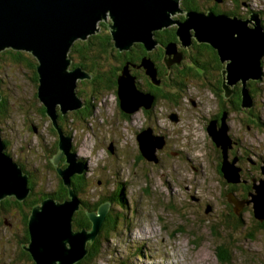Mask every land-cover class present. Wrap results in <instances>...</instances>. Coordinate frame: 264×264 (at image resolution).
<instances>
[{
    "label": "rangeland",
    "instance_id": "374dc122",
    "mask_svg": "<svg viewBox=\"0 0 264 264\" xmlns=\"http://www.w3.org/2000/svg\"><path fill=\"white\" fill-rule=\"evenodd\" d=\"M234 1L237 3L235 8L238 11L250 6L264 9V0ZM193 2L199 9H188L183 12L193 11L203 14L210 11L206 6L211 4V0H193ZM227 6L226 0L225 8L228 9ZM253 27L254 25L249 29ZM157 31L154 32L153 38L156 37ZM104 32L111 34L109 28ZM88 35L84 39L79 37L75 41L86 40ZM131 47L123 50V53L130 52L134 46ZM190 49L185 52L188 57L198 54L194 49ZM234 49L238 48L234 47ZM22 51L25 55L30 54ZM263 54L264 51L260 60L261 78L258 81L249 78L246 82L253 80L260 83L259 91L258 89L252 91L255 93V104L251 112L255 116L262 115L264 118ZM74 55L67 54L71 60L67 65L69 71L78 68V65L73 66V63H77L80 58L77 54ZM30 56L37 64V59ZM110 63L115 67L119 66L113 57ZM110 63L103 64L109 67ZM183 65L187 67L189 63L184 62ZM125 67L126 64L122 65L121 69ZM191 69L196 75V70L193 67ZM151 72L153 76L148 75L150 80L152 78L158 79L157 82L164 80L158 76L157 67L152 66ZM128 73H131L130 69ZM141 75L139 73L137 76L138 86L135 85L133 88L130 86L132 77L130 80L128 76L123 78L124 75H121L125 90L129 88L128 96L131 98L139 96V92H144L142 82L145 78ZM32 78L33 69L30 65H26L25 62H14L8 53L3 52V49L0 50V100L8 107L5 114L0 116V136L6 138L8 142L3 153L11 156L15 163L27 170H23L27 178L29 173L36 177L35 194L51 193L45 199L63 203L71 201L69 188L73 189V186L71 184L68 187L64 183L57 166L55 168L49 165L47 158L66 152L68 148L66 143L69 139L70 149H68L73 153L68 157L63 154L58 166L66 173L67 168L73 169V165L75 167L78 166L77 164L84 165L85 182L83 186L77 187L78 191L75 192L77 199L82 200L86 205L90 204L86 207V212L95 211L96 214L102 203L109 202L108 214L115 220L114 229H109L112 224L105 227V221L102 220L100 227L103 226V229L99 230L100 235L98 233L91 241V243L95 242L96 247L90 261L85 260L90 241L85 242L86 253L80 258L82 264H264V217H262L264 210L257 208V214L262 218L255 217L254 202L249 195L251 191L255 194L253 186L260 184L264 179L260 169L264 165V135L258 127L251 125L248 129V122L244 124L245 112L230 113L229 119L232 122L229 124L234 129H232L233 134L247 143L251 141L253 146H250V151L246 145L239 146L240 149L235 146L231 153L228 148L224 151L228 159L237 153H242L238 162H227V164L232 170V179L236 177L240 167L241 178L246 179L245 185L249 186L244 191L242 180L233 186L226 180L224 173L219 172L217 162L220 157L217 149L223 150L227 137L226 133L218 130L223 142H220V148H215L207 134L200 114L203 115L214 107V95L206 88L189 86L193 97L198 96L207 102L205 108L195 110L191 103L187 102L186 97L182 101L180 96L178 100L183 104L176 107L177 109H175L176 105L164 99H155L154 107L149 110L150 113L145 114L142 107L147 100L142 94L140 101L142 105H137L136 108L133 104L132 107L135 108L133 112L124 117L118 108L115 92L103 88L95 92L92 90L93 84L86 82L84 78H76L77 84L74 90L82 106L62 113V117L56 119L58 127L56 129L52 119L45 114L46 109L40 112V107L45 106L37 97L39 83L37 81L35 84ZM169 80L179 81L180 84L185 81L179 76L178 71H176V79L171 77ZM190 80L194 82L195 77L192 75ZM256 82H253V87L257 85ZM171 89L173 92L182 93L178 90V86ZM55 107L58 115V112H61L60 105L55 103ZM83 108L85 110L81 112ZM173 111L179 114L178 122L172 121L169 117ZM238 121H242L243 124L239 126ZM251 123L254 121L252 120ZM149 127L153 128L155 134H165L168 140L165 146L163 144L155 149L156 160L141 154L136 136L140 129ZM249 132H255L259 139L248 140ZM250 159L256 161V164L251 163ZM61 185L67 189L66 197H63V193L60 194V191H63L60 190ZM231 186L233 190L229 189ZM26 189L30 190V187ZM231 195L244 203L240 207L235 206L233 202L228 201ZM94 203L96 208L92 210ZM110 212L114 214L110 215ZM5 213L0 211V261L6 260L5 263H8L7 260L13 252L14 258L19 255L17 247L22 223L16 212ZM74 213L78 214L76 210ZM74 213L72 216L77 221L78 216ZM86 216L88 217L87 214ZM4 217L9 220L8 222H13V227L6 225ZM79 227L81 224L72 225L71 217V231H81L82 227ZM83 229L89 231L92 226ZM145 231L147 233L144 236ZM29 242L30 238L27 240V247ZM221 245H227L228 249L229 261L223 263L217 254V252L220 254ZM25 263L29 262L26 260Z\"/></svg>",
    "mask_w": 264,
    "mask_h": 264
},
{
    "label": "water",
    "instance_id": "95a60500",
    "mask_svg": "<svg viewBox=\"0 0 264 264\" xmlns=\"http://www.w3.org/2000/svg\"><path fill=\"white\" fill-rule=\"evenodd\" d=\"M179 1L0 0V50L6 48L24 50L37 59L36 70L39 83L37 97L45 106V114L52 119L56 129H58L56 124L58 115L55 103L60 105L61 113L80 108L82 104L74 90L77 84L76 78L90 79L92 77L81 66L70 71L67 69V65L71 62L67 57V51L77 38L84 39L87 34L91 35L98 31L97 24L101 19L107 21L113 45L118 51L129 49L135 42H141L147 50H151L156 43L153 38L154 32L172 25L177 26L175 30L177 40L167 43L164 50L167 54L174 55L175 63H181L183 49L188 48L194 41L208 43L216 49L220 61L225 62V66L221 69L225 96H230L231 85L241 81L244 84L241 105L250 106L251 98L245 82L249 78L257 80L261 78L260 60L264 51V32L259 23L255 24L256 16L252 17L256 22H253L254 27L251 29L247 28L246 20L225 14L216 15L211 11L203 14L188 11L185 12L184 19L179 20L171 17V14L182 11ZM140 66L145 68L147 76H153L151 61L142 60ZM126 67L121 75H124L123 78L128 76L130 79L132 76ZM121 75L117 80L120 109L126 114L132 113L135 109L132 107L133 104L136 108L142 105L140 102L142 94L147 100L143 107L150 108L154 100L153 95L139 92L140 97L131 98L128 96L129 88L125 90ZM150 81L154 85L158 84V80L154 78ZM135 85V79L132 77L130 86L133 88ZM133 92L135 93V88ZM221 126L222 128H216L214 122L208 125V134L216 145L223 142L217 138L218 130L226 133L224 118ZM136 136L141 154L149 159H155L154 151L157 146L161 147L164 144V136L153 134L150 127L141 129ZM66 144L70 149L69 139ZM4 148L5 143L0 136V199L13 195L23 198L29 191L26 189L28 178L23 174L22 167L15 163L11 156L3 153ZM68 148L66 152H60L52 157L51 161L54 166H57V171L63 177L64 183L70 187L71 176L82 174L86 168L80 165L75 168L73 166V169L67 168L66 173L61 170L58 166L60 157L63 154L68 157L73 153H70ZM227 148V144L223 145L224 154ZM73 156L75 157L74 154ZM222 163H224L221 166L222 173L228 181H234L236 177L231 178L233 176L231 168L225 160ZM261 169L264 174V165ZM253 188L255 194L250 193L254 202L253 214L255 217L262 218L264 215L259 216L257 208L264 210V179ZM69 195L71 201L58 203L51 199H43L32 209L28 220L30 242L26 250L36 264H72L80 260L86 253L85 242L87 240L91 242L96 238L102 220L109 212V202L102 203L97 209V214L95 211L86 212L92 222L91 230L84 231L82 228L81 231L72 232L71 217L78 209L79 200L71 188H69ZM228 201L238 207L243 204V201L236 200L232 195Z\"/></svg>",
    "mask_w": 264,
    "mask_h": 264
},
{
    "label": "flooded vegetation",
    "instance_id": "af4514ba",
    "mask_svg": "<svg viewBox=\"0 0 264 264\" xmlns=\"http://www.w3.org/2000/svg\"><path fill=\"white\" fill-rule=\"evenodd\" d=\"M182 1H187L186 5H188L191 8L194 6H198L195 2L193 3L191 0H180L179 6L182 9V12H177L176 14L172 15L173 18H177L179 20L184 19L185 12H183V11H186L188 9L185 6V4H183ZM211 1H212L211 4L206 6L207 10H210L211 12L213 11L214 13H224L228 16H232V15L237 16L238 18L247 21L246 26L248 28L252 27L254 25V23L256 21L254 20L255 18L252 19V17L256 16V18L258 19L259 22L257 21L255 24L259 23L262 31L264 32V9L263 8L255 9L254 7L250 6L249 8H246L242 11H238L235 8L237 6V3H235L234 0H227L228 9L225 8L226 0H211ZM197 9H199V7H197ZM252 23H253V25H252ZM171 27H173V25ZM155 36L156 37L154 39L156 40V43H155L154 47L151 50H147V51H150L149 53H151V54H148L147 52L146 53L142 52L143 53L142 57L139 58L138 61L132 62L131 60L128 59L127 63H125L126 65L128 64V62L133 64V73H134L133 77L135 79V84H137V82H138V80H137V78H135V76L137 77L139 73H142L143 70L145 71V69L142 66H140V63L142 62V60H149L152 62L154 67H157V70L159 72L158 76L159 77L161 76L160 77L161 80L164 79L163 81H159L158 84L154 85L150 81L149 77L146 74L141 75V76L144 75V77L146 76V78L151 83L150 84L151 86H148V85L145 86L143 84L144 85V86H142L144 88L143 91L148 92L151 95H153L154 100L155 99H161L156 93V91H157V90H155V88H156V89H159L160 91H163L166 94V96L170 94L171 99L170 100L168 98H166V99L169 100L167 102L171 103L172 105H176L175 109H177L176 107H178L179 105L183 104L182 101L185 100V97L187 98V102L191 103L192 107L195 110L202 109L208 105L207 102L198 96L193 97L192 96L193 93L190 91L189 86H191L192 88L195 86H201L202 88H206L207 90H209L214 95V101H213L214 107L212 109H210L209 111H207V113H205L203 115L200 114L201 120L205 123V128H206L207 134H208V125L210 124V122H214L216 125V128H219L222 124V119L224 118V122L227 123V124L224 123L225 127H226V137H227L225 144L228 145L229 153H231L232 149L235 146H237L240 149L239 146H241V145H246L248 151H250L249 150L250 146H253V144L250 143L251 141H249L247 143V142L243 141L241 138H239L238 136H236L235 134H233V132H232L233 127L231 124H229L232 121H231V119H229V116H230V113L236 114V113L245 112L246 116L244 117V124L246 122H248V124H247L248 129H250V127L252 125V127H258L264 132V118H263V116L261 115L260 117H258V116H255L251 112V108L255 104V93H252V91H254L255 89H258V91H259L260 83L256 82L257 85L255 87H253L252 86L253 85L252 80L245 82V87L248 90V94L250 93L249 95H251L252 98L250 97L251 98L250 106L243 107L241 105V90H242V86L244 84H241V82H235L233 85L230 86V88H231L230 96L226 97L224 94V86H223L222 75H221V69L223 68L224 63L220 61L219 56H218L215 48H213L208 43H203V42L198 43V42L194 41L193 44L189 47V49L187 48L188 50L187 49L183 50L184 56H183V59L180 63L181 66L179 67L173 61V56H174L173 54L169 55L165 52V50L163 52V49L161 48L163 46V42L161 40H159L160 39L159 37L162 36L160 33V30L155 33ZM137 43H139V42H137ZM135 45H136V43H134V46ZM160 48L162 49V53L159 52ZM190 48L197 51L198 54H196V56L190 55L191 57L190 56L188 57L187 53L185 54V52L191 50ZM138 50L141 52L143 50V47L139 46L136 49V52ZM120 52H123V51H120ZM185 56H187V57H185ZM126 57H127V55L123 54L122 58H126ZM184 62H188L189 66L185 67L183 65ZM134 67H136V68H134ZM192 67L196 70V75L192 72V69H191ZM176 71H178V73L182 75L181 78L185 79L184 83H181L182 88L184 87L182 90V93H180L179 91L173 92L171 89V87L173 88V86L169 85V83H168L169 78L173 77L174 79H176ZM131 72H132V69H131ZM192 75L195 77L194 82H193V80H190V77H192ZM263 75H264V72H263ZM156 80H158V79H156ZM183 84H184V86H183ZM136 86H138V85H136ZM179 88H181V87H179ZM180 96H182L181 102L178 100ZM155 97H157V98H155ZM153 107H154V104L152 103V105L149 109H152ZM144 109L145 108L142 107V110H144ZM121 113L124 117L128 116V114H124L122 111H121ZM148 113H150L149 110H148ZM174 115H175V119H174ZM196 115H198V114H196ZM169 117L171 118L172 121H175V122H178V120L180 119L179 114L176 111H173V113ZM253 117H255V118H253ZM252 120L254 121V123H251ZM241 123L243 124L242 121H238L239 126ZM152 132H153V128H152ZM263 132H262V134L264 135ZM153 134H155V133L153 132ZM0 135H1V133H0ZM160 135L164 136L163 140H164V146H165L166 142L168 141L167 136L163 133ZM209 137L211 138L210 135H209ZM257 139H259V138L255 134V132L248 134V140H257ZM2 140H3V138H2ZM211 141L214 144L215 148H220L219 145L215 144V142L212 140V138H211ZM220 151H221V154H220ZM220 151H219V149H217L218 156L220 157L217 164H218L219 172L222 174V171H221L222 162L224 160L226 162H233V163H235L236 161L238 162V160L240 158V154H242V153H237L231 159L230 158L228 159L227 153L224 154L222 150H220ZM233 154H235V152H233ZM61 160L63 161V159H61ZM250 161H251V163L256 164V161H254L252 159H250ZM22 169L25 170L23 167H22ZM260 169H261V167H260ZM239 171H240V167H238V170H237L238 174L236 175L235 180L231 181L230 183H232V182L240 183L242 180V184H243L242 190L245 191L249 186L245 185L247 180L241 178ZM261 171H262V169H261ZM76 175H78L79 180L81 179L80 181H82L84 184L85 177L83 176V174H76ZM28 183H29V181H28ZM254 184H255V182H254ZM32 186L33 185L29 186L30 190L27 193V195L34 194ZM245 186H246V188H245ZM77 191H78V188H77ZM75 192H76V190H75ZM251 192H249V195ZM26 204L29 205V203L24 202L23 205H24L25 210H27ZM38 204H36V205H38ZM94 205H95V203L92 206H94ZM89 206H90V204L86 205L82 200L79 199L78 209L76 211L82 213L83 211H86V207H89ZM0 211H2V213L8 212V210L6 208H0ZM15 211L17 214L16 216L19 218L20 222L22 223V232L20 234L19 244L17 247V249L19 250V255H16L14 258V252H13L12 256H10V259L7 260V261H9L8 263H5V261H6L5 260V261H0V264H24L26 260L29 262V264H31L32 259L29 256V253L26 251V247H27L26 244H27V240H29V234H28V231H26V228H25L26 226L24 225V223L22 221L20 210L17 208V210H15ZM4 219H5L4 222L6 223V225L13 227L12 221L8 222L9 220H7L5 217H4Z\"/></svg>",
    "mask_w": 264,
    "mask_h": 264
},
{
    "label": "trees",
    "instance_id": "16d2710c",
    "mask_svg": "<svg viewBox=\"0 0 264 264\" xmlns=\"http://www.w3.org/2000/svg\"><path fill=\"white\" fill-rule=\"evenodd\" d=\"M191 1L193 2V0H191ZM182 2H183V4H185L187 9H197V6H194V7L191 8L188 5H186L187 1H182ZM98 25H99V30L95 31V33H93L90 36H88L86 40H77V41H75L71 45V48H70L68 54L69 55L77 54V56L80 58V60H78L77 63H73V66H75V65L81 66V67L85 68L86 70H88L89 73L92 75V77L90 79L86 78L85 81L90 83V84H93L92 85V90L93 91L97 92L96 90H99V89L103 88V89H107V91L115 92L116 98H117V105H118L119 110H121L120 107H119L120 103H119V98H118V94H117V80H118V77H119L120 73L122 72L121 66L125 65V63H127L128 59L131 60L132 62L133 61H138L139 58L142 57V54H143L142 52H145V53L147 52L148 54H151V53H149L150 51H147V49L145 48L144 44L141 43V42H139V43L136 42V45L135 46L133 45L134 46V47L132 46L133 48L131 47L132 49H131L130 52L133 51V53H130V52H124V53L123 52H119L113 45V40L111 38V34L109 32H104L107 28H109L108 24H107V21H99ZM176 27H177L176 25H173V27H168V28L160 30V33H161L162 36L159 37L160 38L159 40H161L163 42V46L161 47L163 49V52H164V48H165L167 43H169L171 41H175L177 39L176 31H175ZM102 29H104V30H102ZM139 46L140 47L142 46L143 50L141 52L139 50L136 52V49ZM161 48L159 49V52L162 53V49ZM3 52L8 53L10 55L11 60L14 61V62H20V63L25 62L26 65H30L32 67V69H33V78H32V80H33V82H35V84L37 83V81H38V73H37V70H36V63H34L32 61L34 59H32L31 56H30V55H32L31 53L30 54L26 53V55H25L22 50L21 51H17V50H13L11 48H6V49L3 50ZM123 54H126L127 57L126 58H122ZM111 57H113V60H116L119 63V66L115 67L113 64L110 63ZM104 62L107 63V64L110 63L111 65H109V67L107 66L108 67L107 68L103 64ZM128 64H127V68L130 69V70L132 69V72L130 73V75L133 77V75H134V73H133V64H131V63H128ZM140 65H141V63H140ZM176 65H178L179 67L181 66V64H177V63H176ZM134 68H136V67H134ZM141 74H146V72L143 70V72ZM179 76L182 77L181 74H179ZM135 78H137V77L135 76ZM144 78H145V80H143L142 84H144L145 86H147V85L151 86L150 85L151 84L150 81L146 77H144ZM255 80L258 81L257 79H255ZM256 81H253V82H256ZM178 82L177 81L170 82V80L168 81L169 85H172L173 87L174 86H178V88L179 87L182 88L181 84L178 83ZM94 85H97V87H95ZM183 86H184V84H183ZM181 88H179L178 90L182 91L184 87L182 89ZM155 90H157L156 93L161 99H164L165 101H169L171 99L170 94L167 95L168 96L167 97L166 94L163 91H160L159 89H156V88H155ZM155 98H157V97H155ZM166 98H168L169 100H167ZM152 103L154 104V102H152ZM241 103H242V90H241ZM6 108L8 109V107H6L3 104V102L0 100V116L5 114ZM84 110H85V108H83V111L81 110V112H84ZM148 110H150V109L149 108L148 109L145 108L143 111L145 112V114H148ZM44 111H45V107L41 106L40 107V112L42 113ZM124 114H126V113H124ZM60 117H62V113L58 112L57 119L60 118ZM3 141H4L5 145L8 144L6 138H4V137H3ZM56 148H57V146H56ZM52 151L53 152L55 151L54 147H53ZM53 152L51 153V156L53 155ZM51 158L52 157H48L47 158V163L49 165L54 166V164L51 161ZM55 168H56V166H55ZM25 171H27V170H25ZM29 175H30V176H28L29 183L27 181V184H28V186L33 185L32 188H33V191H34V182L36 180L35 179L36 177L33 176V174L31 175L30 173H29ZM70 180H71V184L73 186L74 192L76 190V193H77V187L79 185H82L83 182L80 181L81 179L79 180V177L76 174L73 175L70 178ZM228 182H231V181H228ZM232 184L234 186V184H236V183L232 182ZM233 186H231L229 189L233 190ZM245 188H246V186H245ZM60 190H63L62 192L60 191V194L62 195V193H63V197H66L67 193H68L66 187L61 185ZM50 194L51 193H39V194H35L34 193V194H31V195H25L23 198H18V197H15L14 195L13 196H7L5 198L0 199V208H6L8 210V212H16L15 210H17V208H18L20 210V212H21L22 221H23L24 225L26 226L25 227L26 231H28V220L30 219L33 207L36 204H38L39 202H41L40 201L41 199H45L46 197H49ZM231 194L233 195V193H231ZM60 197H62V196H60ZM24 202H28L29 203V205L26 204L27 210H25V208H24V205H23ZM95 205L92 207V210H94V208H96ZM85 212L86 211H83L82 213L81 212H77L78 214L74 213L75 215L78 216V220L76 221L74 216H72V225L78 226L79 224H81V227L82 228H86V229L89 228L90 226H92V222L89 219V217L86 216ZM112 214H114V213L110 212V215H112ZM116 219H117V217H116ZM104 221H105V227L106 226L109 227L112 224L111 225L112 227L109 228V229H114L113 225L115 224V220H113L112 216H109V214H107L105 219H104ZM81 227H79V228H81ZM102 229H103V226L100 228V230L102 231ZM105 230H107V228ZM101 231H99V235H100ZM28 234H29V231H28ZM97 240H98V238L96 239V241ZM95 247H96L95 242L94 241H93V243L90 242V244H89V246L87 248V253H86L87 256H86L85 260H89L90 261L93 258V255L95 253ZM219 249H220V251H219L220 254L217 252L219 260L222 263L223 262H227V260L229 261L227 245H221L219 247ZM29 256L32 259L31 260V264H36L30 253H29ZM72 264H82V261L78 260V261H76V262H74Z\"/></svg>",
    "mask_w": 264,
    "mask_h": 264
},
{
    "label": "bare ground",
    "instance_id": "6f19581e",
    "mask_svg": "<svg viewBox=\"0 0 264 264\" xmlns=\"http://www.w3.org/2000/svg\"><path fill=\"white\" fill-rule=\"evenodd\" d=\"M250 94V93H249ZM251 97V96H250ZM252 98V97H251ZM225 124H227L226 122H224ZM214 135H215V133H214ZM217 138H219V140L221 141V136L219 135V134H217ZM236 159V158H235ZM77 164V163H76ZM75 164V165H76ZM78 166H80V164H77ZM74 166V165H73ZM77 167V166H76ZM74 168H75V166H74ZM253 193V192H252ZM244 201H246V200H244ZM249 202H250V200H249ZM244 203V202H243ZM147 232L145 231V232H143V235L145 236V234H146ZM136 237H138L139 235H135ZM144 238V237H143ZM145 239V238H144Z\"/></svg>",
    "mask_w": 264,
    "mask_h": 264
}]
</instances>
